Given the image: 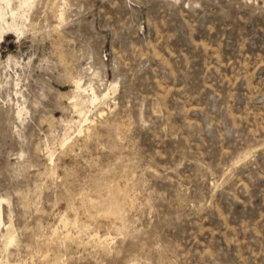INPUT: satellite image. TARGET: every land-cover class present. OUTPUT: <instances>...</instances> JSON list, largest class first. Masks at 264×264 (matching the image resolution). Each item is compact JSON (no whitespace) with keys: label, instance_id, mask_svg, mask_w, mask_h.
<instances>
[{"label":"rangeland","instance_id":"rangeland-1","mask_svg":"<svg viewBox=\"0 0 264 264\" xmlns=\"http://www.w3.org/2000/svg\"><path fill=\"white\" fill-rule=\"evenodd\" d=\"M27 15L0 42V264H264V0Z\"/></svg>","mask_w":264,"mask_h":264},{"label":"bare ground","instance_id":"bare-ground-1","mask_svg":"<svg viewBox=\"0 0 264 264\" xmlns=\"http://www.w3.org/2000/svg\"><path fill=\"white\" fill-rule=\"evenodd\" d=\"M0 1H1L0 2V42H1L4 40L5 34L11 32L23 33L26 30V28L29 25L28 23L29 18L27 15V11L33 6L34 0H17V3L15 0H0ZM59 16L62 19L63 13H60ZM75 85H76L75 86L76 94L73 96V100H72V104L74 107L77 108L80 105L79 98L84 96H86L87 99L86 101L89 102L90 104H96L100 101L101 98L96 93L93 86L89 85L88 87H84L80 79L75 80ZM110 86L113 92L117 89L116 84H111ZM108 95H109V91L104 95L103 98L108 97ZM25 110L26 109L24 107L19 106L17 110L18 117L21 118ZM77 112L79 117L78 123L80 124L81 127H83L85 123L90 121V117L87 116L86 111H84L83 109H77ZM50 156H52V154H50ZM2 202H3V198L0 199V227L3 224ZM60 221L64 224V227L66 228L65 230L66 238L73 239L74 235L72 234V232H69L67 219L65 217H62ZM57 229L58 228L54 229L55 234L57 232L56 231ZM10 233H11L10 226H6L5 232L2 233V237L5 239L6 245H11L15 241V238ZM93 234L94 235H92V237H94V240L97 243L109 242V236L100 235L97 232L96 234L95 233Z\"/></svg>","mask_w":264,"mask_h":264}]
</instances>
